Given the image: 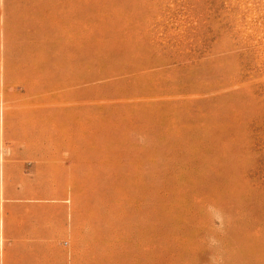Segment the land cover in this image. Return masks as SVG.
<instances>
[{
    "label": "rangeland",
    "instance_id": "374dc122",
    "mask_svg": "<svg viewBox=\"0 0 264 264\" xmlns=\"http://www.w3.org/2000/svg\"><path fill=\"white\" fill-rule=\"evenodd\" d=\"M0 264H264V0H0Z\"/></svg>",
    "mask_w": 264,
    "mask_h": 264
},
{
    "label": "clouds",
    "instance_id": "9594fccd",
    "mask_svg": "<svg viewBox=\"0 0 264 264\" xmlns=\"http://www.w3.org/2000/svg\"><path fill=\"white\" fill-rule=\"evenodd\" d=\"M213 243H215V241H213Z\"/></svg>",
    "mask_w": 264,
    "mask_h": 264
}]
</instances>
